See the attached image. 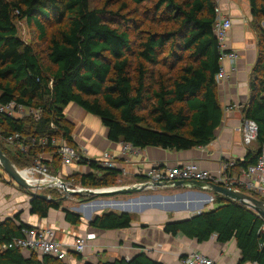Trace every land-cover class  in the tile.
I'll list each match as a JSON object with an SVG mask.
<instances>
[{"label": "trees", "instance_id": "16d2710c", "mask_svg": "<svg viewBox=\"0 0 264 264\" xmlns=\"http://www.w3.org/2000/svg\"><path fill=\"white\" fill-rule=\"evenodd\" d=\"M129 2L138 11L143 3L152 4V10L140 11L142 19L124 16L131 32L112 25L107 19L108 9L91 7L89 0H0V100L41 108L38 121L0 115L3 143L7 144L8 135L18 132L28 145L26 151H20L7 144L11 155L0 145L17 167L39 158L50 167L42 156L48 152L54 162L51 170L55 173L60 169L55 167V159L59 158L54 148L39 145L38 139L62 137L76 147L71 137L72 125L64 114L69 104L97 117L106 128L109 141L129 142L139 149L188 150L205 146L215 138L222 109L215 81L220 49L212 30L214 0ZM248 2L253 19L263 18L264 0ZM23 19L34 25L44 41L45 61L42 53L18 37L15 20ZM45 23L55 27L48 37ZM257 32L259 52L250 70V98L243 113L245 119L257 124L255 143L259 149L264 145V30L259 27ZM158 65L166 66L167 71L159 72L155 69ZM51 121L55 129L49 127ZM256 149L247 151L231 167L241 171L254 163ZM79 163L89 168V172L78 174V181L84 186L109 187L119 172L90 158ZM50 197L51 201L30 199V214L44 218L49 209H59L60 197ZM89 198L92 197L83 196ZM214 201L218 203L215 208L199 211L182 222L167 223L165 232L181 233L199 242L212 234L221 243L234 239L240 253L238 264H264V220L219 194ZM62 210L66 222L80 223L79 214L64 207ZM17 220L18 215L0 221V245L19 237L22 228L31 227ZM131 220L129 213L107 211L89 224L99 229H122ZM23 253L18 249L0 250V264H67L66 259ZM75 256L82 258L81 254ZM98 264L161 263L139 253L128 260L120 258Z\"/></svg>", "mask_w": 264, "mask_h": 264}, {"label": "crops", "instance_id": "0c3cea01", "mask_svg": "<svg viewBox=\"0 0 264 264\" xmlns=\"http://www.w3.org/2000/svg\"><path fill=\"white\" fill-rule=\"evenodd\" d=\"M218 6L221 15L231 17L233 21L228 32L227 46L236 51L237 60L236 70L217 84V99L222 109V118L220 125L215 130V138L205 146L188 150L177 151L146 147L133 153L120 155L117 142L109 141L106 138L107 130L99 119L95 116L92 117L75 104H69L65 107L64 114L72 125L71 137L78 146L86 145L87 158L95 159L102 151H109L117 155V170L126 167L130 173L134 172L135 168L143 170L152 165L174 166L189 161L197 162L203 169L210 171L213 177L220 174L225 175V173L234 177L241 173L236 167L226 168V164L233 165L234 161L242 159L247 151L257 148L255 142L245 145L242 141V127L245 121L243 108L250 98L249 74L259 52L257 29L260 27L264 30V17L253 19L248 0H220ZM230 64L228 58H224L221 62L225 71H230ZM93 118L99 121L98 125L102 127L101 130L98 129L99 135H94L88 125L90 121L95 120ZM42 156L44 160L48 161L50 168H54L51 155L45 152ZM55 167L60 168L55 171L60 175H66V171L79 172V174L89 172L87 165L82 163L62 168L59 159L55 163ZM115 179L114 186L109 187L129 185L138 180L136 176H122L120 171ZM11 183V189H7V184L0 185V193L4 190L10 194L8 198H6V194H0V221L8 218L14 219L18 215L17 223L19 221L31 226L53 227L56 230V238L60 241H70L76 235L93 234V237L87 242L85 252L81 254V260H78L76 254L73 253L65 260L67 264H81L83 261L98 264L120 258L128 260L139 253H145L149 258L161 264H180L181 259L193 250L212 258L218 264H238L240 253L234 239L221 243L217 241L216 235L212 234L209 239L199 242L195 238H188L181 233L173 235L164 230L167 223L182 222L184 218L189 219L198 211L218 206V203L214 201L215 194H211L208 190L157 187L127 195L125 198L112 201L118 202L119 205L111 207L120 209V211L114 212L129 213L132 218L130 225L122 229H99L90 226L89 220L104 213L101 212L100 207L94 208L91 214L84 215L81 213L82 211L74 209L82 203L79 206L73 204V207L63 205L59 209H49L47 216L40 218L29 212L31 196L24 190L19 193L15 183L13 181ZM166 188L170 190L154 193ZM243 190H245L244 193L251 195V191L246 187ZM17 193L21 195L22 200H26V211L22 207L11 209L10 204L14 202L12 197H15ZM206 195L213 197V201L209 202ZM145 196L150 200L145 201ZM165 196H172V198L165 200ZM158 197L164 198L161 205L158 203L159 201H152ZM129 201L130 203H127ZM85 204H82L84 208ZM63 207L79 214L80 223L73 225L66 222ZM24 214L26 215L24 216ZM23 254L29 253L24 252Z\"/></svg>", "mask_w": 264, "mask_h": 264}, {"label": "built area", "instance_id": "2783aa9c", "mask_svg": "<svg viewBox=\"0 0 264 264\" xmlns=\"http://www.w3.org/2000/svg\"><path fill=\"white\" fill-rule=\"evenodd\" d=\"M214 3L215 16L212 30L217 39L220 49V68L219 71L215 74V81L218 84L221 83L224 79L228 78L230 73L236 70L237 53L233 48L227 46L228 32L233 25V21L231 17L221 15V10L218 6L220 0H214ZM224 58H228L230 60V71H225L222 68L221 62ZM0 115H6L17 119L26 116L30 117L34 121H38L41 116V108L29 107L14 100H8L5 102H2L0 100ZM49 127L51 129H55V124L51 121ZM257 131L258 127L255 121L251 119H245L242 127L243 143L245 145H250L255 142L257 138ZM5 142L12 148L18 149L20 151H26L28 148V145L25 143L24 137L18 132H13L12 134L8 135L5 138ZM38 144L43 147H45L47 144L52 146L59 158L62 168L70 167L81 162L82 160L89 159L86 156V145H76V147H74L62 137H52L50 139L41 137L38 139ZM117 144L120 149V155L133 153L139 149L134 147L129 142L119 141L117 142ZM116 159L117 155L104 150L94 160H96L103 167L117 169L118 165ZM229 166H231L229 163L226 164V168H228ZM25 168L34 170V175L32 177H26L22 174L24 177L29 179L31 183L40 184L42 182H48L47 187L44 189L36 190L38 192H41L47 188H57L59 190H62L64 185L67 187L65 181L62 180L61 175L59 173H51L49 167L40 159L33 160L30 166ZM119 171L122 176H136L138 180L134 181L131 184L148 183L150 185L148 187L149 189L157 188L155 186H152V184H155L157 182L162 183L175 180L212 181L214 183L222 184L237 190H243V188L246 187L251 191V193L264 199V145L259 148L255 162L248 165L244 170L240 171V174L234 177L230 175L228 176L226 173L225 175L220 174L216 177H213L210 171L203 169L195 161H189L187 163L174 166L152 165L143 170L135 168V171L132 173H130L126 167L120 168ZM56 184L59 185L62 189L56 187ZM79 188L83 187H77V189ZM208 200L209 202H212L213 198L210 196ZM262 229L264 230V223ZM92 237L93 234H86L84 236L76 235L73 236L70 241H60L56 238V230L53 227L31 226L29 228H22L21 235L19 237L12 238L8 242L2 243L0 245V250L18 249L22 252L30 251L38 253L42 256L47 255L57 260H65L70 254H83L86 250L87 242ZM180 264L218 263L212 258L202 254L201 252L193 250L187 253L181 259ZM243 264L255 263L251 262Z\"/></svg>", "mask_w": 264, "mask_h": 264}, {"label": "rangeland", "instance_id": "374dc122", "mask_svg": "<svg viewBox=\"0 0 264 264\" xmlns=\"http://www.w3.org/2000/svg\"><path fill=\"white\" fill-rule=\"evenodd\" d=\"M89 3H90L91 7H104L105 9H108V11H109V14H107L108 21L113 23L112 25L120 26L122 29H128V31L130 30V32L133 31V30L131 28H128L127 24H125L126 21L124 19V16H126V17H135L137 19H142V17H144V16L140 14L141 13L140 11H143L144 9H146L147 11L152 10V4L150 2L143 3V5L139 7L140 11H138L136 8H134V5H132L129 2V0H120L119 2H116V0H89ZM114 11H116L118 14H115V15L111 14ZM15 24H16V27H17L18 37L23 42L31 44L35 48V50L38 53L41 54L44 51L45 43L38 36V30L34 27V25L30 24L29 22H26L25 19H23V20H15ZM54 28L55 27L51 26L49 23H45L46 37H48L50 35V33L53 31ZM132 37L135 38L134 36H132ZM41 57H42L43 61H45L44 53L41 54ZM161 57H164V56H161ZM155 69L158 70L159 72L160 71L161 72L167 71L166 66H161V65L156 66ZM22 118L26 119L28 117L23 116ZM95 118H93V119H95ZM89 123H91V124H89ZM89 123H88V125H89L91 131H93V134L94 135L95 134L99 135L98 129H100V130L102 129L101 125H98L99 121H97L95 119V120L90 121ZM0 138H1V135H0ZM0 145H2L4 147V150L9 155H11V153L9 152V149H8V145L3 143V141L1 139H0ZM55 160H56V162H58L57 157H56ZM30 164L31 163L20 164V165H18V167L20 169H22V168L30 166ZM51 168L49 167L50 172L53 173V174H56V173H54L53 170H51ZM65 174L66 175L61 174V178H62L63 181H65L67 187L70 188V189H76L77 187L95 188L93 186L81 185L79 183V181H78L79 178H80V175H78L79 172H75V173L71 172L70 173L69 171H66ZM7 179H10L9 176H7L5 174V172L2 170V168L0 167V185L4 186L5 184H7V186H6L7 189H11L12 188V183H11L12 181L11 180L7 181ZM6 181H7V183H5ZM115 181H116V179L114 180V183H115ZM114 183L111 186H114ZM15 187H17V189L19 190V193L23 192V189L21 187H19L17 185ZM96 188H107V186L96 187ZM169 190L170 189L166 188V189H163V190H160V191L159 190L155 191L154 193L158 194V193H161V191H169ZM25 192H27V191H25ZM41 193H45V194L51 195L52 197H54V199L62 197V196H65L66 197L65 200H61L60 201L61 206H63V205L67 206L68 205L67 207H73L74 206L73 204H75L76 206H79V204H81V203L82 204L88 203V204H85L86 205L85 208L83 207V209L81 210L82 211L81 213H83L84 215L85 214H91V211L95 207H98V206H95V205H97L98 203H101V202H97V203L94 204L93 202H88V201H91L92 199L102 201L105 204H107V202H105V201H110L109 202L110 204H115L112 201H114L116 199H120V198H125L127 196V195H123V194H117V195H108L107 194V195L92 197L91 199L90 198L89 199H83V196L84 197H87V196H85V195H83V196L67 195V194H65L63 189L59 190L57 188H47V189L41 191ZM146 193H151V192H146ZM0 194H4V195L6 194V198H8V196L10 195L7 192H5L4 190H2ZM132 196H135V195H132ZM12 199H14L13 200L14 202L10 204L11 205V209H14L15 207L16 208L22 207L23 210L26 211L27 202H26V200H22L21 195H19L17 193L15 195V197L14 196L12 197ZM158 200H160V198H158ZM158 200H154V201H158ZM108 204L106 205V207H100L101 208V212L120 211V209L118 210V209H116L114 207L108 206ZM134 208L137 210V208L135 206H134ZM25 215L26 214H24V216Z\"/></svg>", "mask_w": 264, "mask_h": 264}, {"label": "water", "instance_id": "95a60500", "mask_svg": "<svg viewBox=\"0 0 264 264\" xmlns=\"http://www.w3.org/2000/svg\"><path fill=\"white\" fill-rule=\"evenodd\" d=\"M0 167L5 172L7 176L19 187H21L23 190L27 191V193L31 196L30 199L34 197L41 198L45 201H51V197L45 193L38 192L36 190L38 189H44L47 187L48 182H42L38 184H33L29 179L24 177L19 170V168L3 153V151L0 148ZM150 185L148 183H137V184H129V185H119L115 187H107V188H79V189H70L63 186V191L67 195H86L91 197H97L102 195H117V194H123V195H130L134 193H140L142 191H145L149 189ZM152 186L155 187H173V188H188L192 190H208L212 194H219L221 196H224L228 199H231L248 209H251L254 211L260 218L264 220V199H258L252 195H249L247 193H244L240 190L227 187L222 184L214 183L212 181H198V180H175L170 182H157L155 184H152ZM208 198L209 195H206ZM65 196H62L59 198V200H65ZM148 197L145 196L144 199H147ZM155 198V197H154ZM161 198V197H158ZM166 199H171L172 196H165ZM90 202H93L94 204L97 202H102L99 200L92 199ZM109 203V201H105ZM130 202V201H129ZM127 202V203H129ZM114 206L119 205L118 202H114ZM83 205L81 204L79 207L74 208L76 210L81 211L83 209ZM199 212V211H198ZM196 212V214L198 213ZM195 215V214H194ZM191 215L190 217L194 216ZM95 217V216H94ZM93 217V218H94ZM189 217V218H190ZM92 218V219H93ZM90 219L89 222L92 220ZM188 218H184V220H187ZM181 221V220H180ZM178 222V221H177Z\"/></svg>", "mask_w": 264, "mask_h": 264}, {"label": "bare ground", "instance_id": "6f19581e", "mask_svg": "<svg viewBox=\"0 0 264 264\" xmlns=\"http://www.w3.org/2000/svg\"><path fill=\"white\" fill-rule=\"evenodd\" d=\"M170 166V165H169ZM20 171L22 172V174L24 175V176H26V177H32L33 175H34V170H32V169H26V168H22V169H20ZM235 175V174H234ZM53 184V183H52ZM56 187H58V188H61L59 185H55ZM243 192H245V190H242ZM212 194V193H211ZM212 196H214V195H212ZM213 198V197H212ZM145 201H148V200H150V199H144ZM154 200H158V199H154ZM154 200H152V201H154ZM162 200H164V198H160V200H158L159 202V204L161 205V203H162ZM166 200V199H165ZM154 202H157V201H154ZM203 202V201H202ZM201 203V202H200ZM108 204V203H107ZM107 204H105L104 202H101V203H98L97 205H95V206H98V207H104V206H106ZM202 205V204H201ZM108 206H114V204H108ZM98 207H95V208H98Z\"/></svg>", "mask_w": 264, "mask_h": 264}]
</instances>
